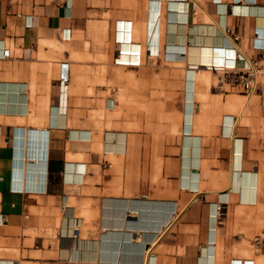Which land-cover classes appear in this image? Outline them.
<instances>
[{
	"label": "crops",
	"instance_id": "crops-1",
	"mask_svg": "<svg viewBox=\"0 0 264 264\" xmlns=\"http://www.w3.org/2000/svg\"><path fill=\"white\" fill-rule=\"evenodd\" d=\"M261 43L264 0H0V264H264Z\"/></svg>",
	"mask_w": 264,
	"mask_h": 264
},
{
	"label": "built area",
	"instance_id": "built-area-1",
	"mask_svg": "<svg viewBox=\"0 0 264 264\" xmlns=\"http://www.w3.org/2000/svg\"><path fill=\"white\" fill-rule=\"evenodd\" d=\"M235 40H238V37L235 36ZM254 46L256 44L254 43ZM240 55V54H239ZM11 51L9 48L3 50V57L10 58ZM261 68L258 66L257 62H250L244 68H237L236 70L230 71L231 77L235 84H241L248 93L255 92L258 89L260 82L258 81L259 75L261 74ZM67 78H61L60 88L65 84ZM217 219L219 222L224 221L226 216V204L224 202H218L216 204ZM253 243L259 248L264 249V234L256 235L253 238Z\"/></svg>",
	"mask_w": 264,
	"mask_h": 264
},
{
	"label": "bare ground",
	"instance_id": "bare-ground-1",
	"mask_svg": "<svg viewBox=\"0 0 264 264\" xmlns=\"http://www.w3.org/2000/svg\"><path fill=\"white\" fill-rule=\"evenodd\" d=\"M264 43H261L260 45H263ZM217 46V45H216ZM211 53V54H210ZM204 55H211V59L209 58V56H204ZM217 54H215V51H210L207 50L206 48H201V47H197V46H193L190 47L187 50L186 53V59L187 61L190 60L191 61V66L194 68H198L199 65H203V66H207L210 69H226V71H233L236 70L237 68H244L247 66V64L250 63L249 62H243V59L241 58H236L235 61H233V65L231 66V69H228L229 66L228 64H232L231 62L226 64V60L222 59L221 61H217L214 59V57ZM65 78H67L66 76H64ZM219 202V201H218ZM216 202V204L218 203ZM215 210H216V206H215ZM216 216H217V212H216Z\"/></svg>",
	"mask_w": 264,
	"mask_h": 264
},
{
	"label": "rangeland",
	"instance_id": "rangeland-1",
	"mask_svg": "<svg viewBox=\"0 0 264 264\" xmlns=\"http://www.w3.org/2000/svg\"><path fill=\"white\" fill-rule=\"evenodd\" d=\"M106 39H107V38H106ZM228 75H231V73L228 72ZM260 75H261V74H260ZM260 75H259V78H258V81H259V82H260ZM171 99L173 100L174 98H171V96H168V93H166L165 90H164V93H163V101H164V105L166 104V102L169 103ZM175 99L177 100V98H175ZM179 102L182 104V96L180 97ZM163 110L165 111L166 108H163ZM164 125H166V123H164ZM163 133H164L165 136H166V135H167V136H170V135H171V133H170V131H169L168 128H164V129H163ZM173 134L176 135V133H173ZM179 134H180V132H179ZM259 210H260V213L264 214V206H263V207H260ZM263 231H264V219H263V222H262L261 224L254 226V233L251 234V237H252L253 235H254V237H255L256 235L262 234ZM254 252H257V249H256L255 246H254Z\"/></svg>",
	"mask_w": 264,
	"mask_h": 264
}]
</instances>
